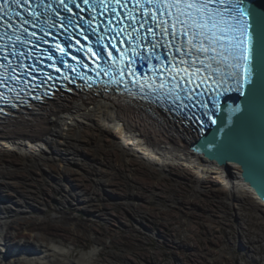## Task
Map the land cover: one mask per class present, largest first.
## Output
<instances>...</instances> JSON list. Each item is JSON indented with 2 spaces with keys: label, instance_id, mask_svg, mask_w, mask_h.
I'll use <instances>...</instances> for the list:
<instances>
[{
  "label": "snow or ice",
  "instance_id": "1",
  "mask_svg": "<svg viewBox=\"0 0 264 264\" xmlns=\"http://www.w3.org/2000/svg\"><path fill=\"white\" fill-rule=\"evenodd\" d=\"M32 2L33 0H0V28L3 29L0 32V40L5 41L0 44V61H9L7 66L0 62V68H6V71L10 69L11 72L10 75L0 76V87H8V82L12 81L28 85L37 79L32 74L34 70L43 73V69H37L35 64L29 66L23 63L35 55L32 48H28L27 52L24 49L29 44L39 49L40 44L37 41L50 43L45 36L52 34L45 31V27L52 28L57 23L51 15H48L50 10L55 16L60 17V27L65 32H68V27L79 28L80 35L88 43L86 46L69 33L64 37L65 43L57 41L52 46L60 53L59 57H54L49 48L43 49L48 59L53 61L48 67L54 68L57 72L62 70L60 66L71 69L78 77L91 81L87 84L88 88H92L93 83L98 84L100 81H94L91 76L77 72L76 67L68 63L66 56L71 57L84 68L89 67L80 57L72 54L70 49L73 47L77 53L83 51L92 63L100 61L105 64L103 74L107 76L109 72L112 73L110 80L105 83L111 82L119 86L121 82H125L126 77H133L132 83L136 84V77L140 78L137 84L138 91L129 92L123 97L125 101L131 98L152 104L159 101L165 111L175 112L181 107H189V104L192 107L199 104L200 108L204 109L203 115L208 116L211 108L202 98V92L197 90L207 87L215 92L225 81L234 82L235 91L241 92L248 100L247 108H242L239 104L235 105L237 119L241 124L247 125V135L243 140L233 143L234 124H225L218 128V132L228 137V143L218 138L214 142H208L205 147L210 153L232 148L238 153L237 158L241 163L246 160L251 162L255 158L256 76L259 69L262 114L260 192L264 196V11L255 9L247 0H79V2L78 0H35V9L25 8L31 18L13 12L11 8V5L19 7L30 5ZM70 5L79 8L81 12L91 11L96 14L90 19L79 16ZM6 7L7 11H5ZM61 7L65 12L79 16V19H85L86 25H81L79 20H73L72 16L62 15L59 10ZM41 8L44 9L43 13L37 11ZM42 15L48 17L45 27H40L41 24H45L40 19ZM98 17H104V20ZM14 19L19 28L14 27L11 22ZM25 25H31L32 28L40 27V32L44 35L30 31ZM8 29L12 30L11 34ZM91 37H95L94 43ZM70 39L74 40L75 44L67 43ZM161 49L163 51H160ZM114 53H118V57ZM10 56L17 61L15 67L12 66ZM135 57H139L141 64L147 62L152 75L149 76L147 70L141 73L132 67ZM36 59H39L38 55ZM153 60L157 63L153 64ZM96 67L99 68L100 65L97 64ZM17 69H21V74H16ZM96 74L101 75L100 72ZM25 76H30L31 81L25 80ZM46 76L47 80L52 79L50 74ZM157 76L161 79L154 86L152 81L156 80ZM63 80L75 83L74 80H70L69 75H64ZM213 85L215 87H212ZM31 86L36 87L35 84ZM77 86L84 87V85ZM115 90L117 89L105 88L104 94L108 95L110 91ZM231 90L233 89L230 85L226 91ZM68 91L72 92L73 89L69 87ZM56 94L62 95L60 88L53 93ZM48 95L49 93L45 92L43 96H33L32 99L43 101ZM3 96L4 93L0 92V97ZM197 97L201 98L197 99ZM166 98L176 107L169 109L164 103ZM5 102L7 104V100ZM24 103L32 107L31 102L25 101L22 97L19 103H12L11 107L19 108ZM0 115H8L5 107H0ZM212 123L217 124L218 121L213 117ZM203 130L202 127L201 132Z\"/></svg>",
  "mask_w": 264,
  "mask_h": 264
},
{
  "label": "rangeland",
  "instance_id": "2",
  "mask_svg": "<svg viewBox=\"0 0 264 264\" xmlns=\"http://www.w3.org/2000/svg\"><path fill=\"white\" fill-rule=\"evenodd\" d=\"M81 144L80 148L62 147L60 156L42 170L31 158L7 161L8 165L18 166V182L21 183L18 196L20 191L31 187L32 196L41 203L28 210L34 216L53 218L55 223L47 227L52 238L48 237L70 248L71 260L93 249L95 242L89 236L101 239L97 264H175L173 255L184 256L190 251L200 263L189 260L187 264H230L231 254L248 256L240 249L243 244L240 241L245 236L248 241L256 242L264 259V211L255 209L253 199L232 206L226 194L200 192L193 183L175 175L163 176L148 169H137L109 155L107 148L95 141ZM68 153L72 156H65ZM66 169L85 173L84 182L79 175L75 181L61 178L60 173ZM100 169L114 175L118 190H95L94 175ZM77 183L91 195L94 207L85 208L66 197L75 193L73 185ZM173 214L179 218L175 219ZM67 223L79 232H75V236L73 233L70 239L64 237L69 228ZM7 250L0 245V262ZM22 256L20 264H27L30 253ZM53 261L66 264L67 259L58 254Z\"/></svg>",
  "mask_w": 264,
  "mask_h": 264
},
{
  "label": "bare ground",
  "instance_id": "3",
  "mask_svg": "<svg viewBox=\"0 0 264 264\" xmlns=\"http://www.w3.org/2000/svg\"><path fill=\"white\" fill-rule=\"evenodd\" d=\"M36 106L37 110L15 114L0 122V245L8 249L0 264H20L22 255L27 252L30 253L26 258L27 264H54L53 258L58 254L67 259L66 264L99 262L101 245L98 241L101 239L98 237L89 236L95 242L93 249L83 252L75 260L68 256L72 251L70 248L51 239L52 232L47 227L55 223L53 218L34 216L28 210L41 202L32 196L31 187L20 191L18 196V186L21 185L18 182V166L7 164V161L15 162L20 157L25 160L31 158L42 170V167L52 165L65 146L80 148L81 143L95 141L107 148L109 155L135 165L137 169H148L163 176L175 175L193 183L200 192L226 194V200L232 206L250 198L256 210L263 208L264 211V204L239 179L236 166L226 170L203 160L194 153L193 135L169 121L157 109H150L139 101H125L122 97L94 93L55 95L54 99L44 100ZM65 156L72 155L68 153ZM60 174L61 178L71 181L81 177L84 182L86 178L85 173H80L78 169H66ZM94 177L96 191L118 190L114 175L108 171L100 169ZM139 180L148 185L146 180ZM73 187L76 188L75 193L66 196L69 200L85 208L94 207L91 195L86 189H81V183ZM59 188L63 187L59 185ZM24 208L28 211L21 210ZM173 217L179 218L174 214ZM75 232L79 233L69 226L64 237L70 239Z\"/></svg>",
  "mask_w": 264,
  "mask_h": 264
},
{
  "label": "water",
  "instance_id": "4",
  "mask_svg": "<svg viewBox=\"0 0 264 264\" xmlns=\"http://www.w3.org/2000/svg\"><path fill=\"white\" fill-rule=\"evenodd\" d=\"M255 9L264 11V0H247ZM257 98L255 107V121H254V134H255V158L253 161H245L241 163L240 159L237 158L238 153L232 148H227L222 152H208L205 145L208 142H214L218 138L223 139L225 143H228V137L218 132L219 127H223L225 124H234L232 132V142L236 143L243 140L248 132L246 124H241L237 119L235 105L239 104L242 108L248 107V100L241 94V92L235 91V85L232 81H225L222 87L216 89V91L203 92L202 98L207 102L211 112L208 116L200 114V119H192V124L181 121L183 115L178 116L180 118V124L177 121H172L178 126L185 128L186 132L193 135L194 140L192 148L194 153L201 156L203 160L210 162L218 167H223L229 170L231 166H236L239 169V179L246 185L255 195L261 203L264 204V196L260 192V179H261V134H262V114L259 97L260 77L259 69L257 70ZM233 90L226 91L229 87ZM243 90V89H242ZM208 92H212L211 94ZM217 92L220 95L217 96ZM213 94L215 96H213ZM215 97V103L213 98ZM186 115V112H184ZM247 115V113H245ZM215 118L218 123L213 124L212 118ZM231 117V119H230ZM178 118V119H179ZM201 121L204 123L202 124ZM203 127V132L201 128Z\"/></svg>",
  "mask_w": 264,
  "mask_h": 264
},
{
  "label": "built area",
  "instance_id": "5",
  "mask_svg": "<svg viewBox=\"0 0 264 264\" xmlns=\"http://www.w3.org/2000/svg\"><path fill=\"white\" fill-rule=\"evenodd\" d=\"M241 242H243V244L240 245V249L243 252H247L246 254H248V256H233L231 254V256H229L230 264H250V262H253V264H262L264 259L260 255V249L258 248L256 242L248 241L246 236L240 241V243ZM194 254L195 253H191L190 251L187 255L184 254V256L182 254L173 255L172 262L175 264H187L186 261L197 260L200 263V260L193 256Z\"/></svg>",
  "mask_w": 264,
  "mask_h": 264
}]
</instances>
